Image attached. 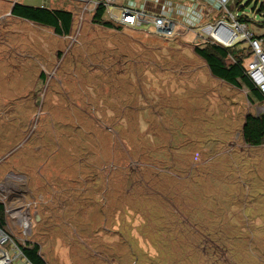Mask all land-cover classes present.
<instances>
[{
    "label": "rangeland",
    "instance_id": "obj_1",
    "mask_svg": "<svg viewBox=\"0 0 264 264\" xmlns=\"http://www.w3.org/2000/svg\"><path fill=\"white\" fill-rule=\"evenodd\" d=\"M24 1L73 21L61 35L0 10V182L16 174L35 202L14 238L38 242L47 264H264V145L242 135L263 102L213 76L191 33ZM230 5L264 28V0Z\"/></svg>",
    "mask_w": 264,
    "mask_h": 264
},
{
    "label": "built area",
    "instance_id": "obj_2",
    "mask_svg": "<svg viewBox=\"0 0 264 264\" xmlns=\"http://www.w3.org/2000/svg\"><path fill=\"white\" fill-rule=\"evenodd\" d=\"M19 0H13V3ZM231 0H89L90 10L105 7L104 18L116 25L151 32L163 39L193 34V39L211 42L222 47L242 44L243 67L248 79L260 90L264 100V37L256 33L249 23L239 19L243 13L230 5ZM43 6H47L42 4ZM84 8V7H83ZM215 15L214 19L213 16ZM211 18V20H210ZM245 42V43H244ZM264 104V103H263ZM264 110V105L261 111ZM19 178L6 174L0 182V202L4 206L5 223L0 226V264H16L23 252L14 238L16 226L24 232L32 225L34 200L22 198ZM19 197V198H17ZM17 198V199H16Z\"/></svg>",
    "mask_w": 264,
    "mask_h": 264
},
{
    "label": "trees",
    "instance_id": "obj_3",
    "mask_svg": "<svg viewBox=\"0 0 264 264\" xmlns=\"http://www.w3.org/2000/svg\"><path fill=\"white\" fill-rule=\"evenodd\" d=\"M104 11L105 7L103 5L98 6L92 15L93 21L106 27H123L105 19ZM12 14L16 17L52 27L57 34L68 35L72 29L73 12L64 8H51L43 5L35 6L18 1L13 4ZM239 19L242 21L250 20L245 14H241ZM260 24L264 26V21H261ZM262 36L264 37V32ZM195 51L206 61L213 76L235 86L240 87L241 84H245L251 91L249 99L253 101L254 98L264 103L260 90L248 79L245 73L243 67L245 58L243 47H238V49L234 50L233 47H222L211 42H204L197 46ZM41 77H45L44 72L41 73ZM242 135L245 142L251 146L264 145V110L259 113L246 114L242 127ZM0 226L8 229L5 223L2 202H0ZM15 240L20 246L24 257L31 264H47L38 242L27 240L22 243L18 238Z\"/></svg>",
    "mask_w": 264,
    "mask_h": 264
},
{
    "label": "crops",
    "instance_id": "obj_4",
    "mask_svg": "<svg viewBox=\"0 0 264 264\" xmlns=\"http://www.w3.org/2000/svg\"><path fill=\"white\" fill-rule=\"evenodd\" d=\"M79 1V0H78ZM81 2H84L86 4H90L89 3V0H80ZM19 2L21 3H25L24 0H19ZM13 0H0V10H2V12H5L6 14L8 15H13L12 14V8H13ZM27 4V3H25ZM83 4V3H82ZM30 5V4H29ZM42 5V3H41ZM84 5V4H83ZM252 27V25H250ZM253 28V27H252ZM253 30L255 31V29L253 28ZM256 32V31H255ZM264 32V28L263 29H260L259 32H256V33H262Z\"/></svg>",
    "mask_w": 264,
    "mask_h": 264
},
{
    "label": "water",
    "instance_id": "obj_5",
    "mask_svg": "<svg viewBox=\"0 0 264 264\" xmlns=\"http://www.w3.org/2000/svg\"><path fill=\"white\" fill-rule=\"evenodd\" d=\"M260 112V111H259Z\"/></svg>",
    "mask_w": 264,
    "mask_h": 264
}]
</instances>
